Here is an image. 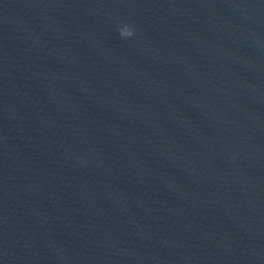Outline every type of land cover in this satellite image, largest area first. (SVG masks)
I'll list each match as a JSON object with an SVG mask.
<instances>
[{
    "label": "water",
    "instance_id": "95a60500",
    "mask_svg": "<svg viewBox=\"0 0 264 264\" xmlns=\"http://www.w3.org/2000/svg\"><path fill=\"white\" fill-rule=\"evenodd\" d=\"M0 264H264V0H0Z\"/></svg>",
    "mask_w": 264,
    "mask_h": 264
}]
</instances>
